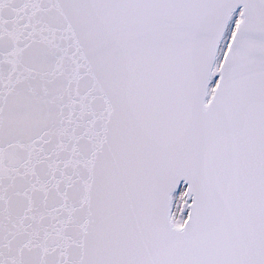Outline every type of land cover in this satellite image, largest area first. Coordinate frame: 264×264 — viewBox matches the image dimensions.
<instances>
[{
  "label": "snow or ice",
  "instance_id": "snow-or-ice-1",
  "mask_svg": "<svg viewBox=\"0 0 264 264\" xmlns=\"http://www.w3.org/2000/svg\"><path fill=\"white\" fill-rule=\"evenodd\" d=\"M0 264H264V0H0Z\"/></svg>",
  "mask_w": 264,
  "mask_h": 264
}]
</instances>
